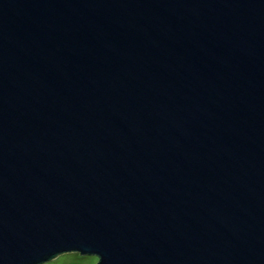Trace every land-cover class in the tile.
<instances>
[{
	"label": "water",
	"instance_id": "obj_1",
	"mask_svg": "<svg viewBox=\"0 0 264 264\" xmlns=\"http://www.w3.org/2000/svg\"><path fill=\"white\" fill-rule=\"evenodd\" d=\"M264 264V0H0V264Z\"/></svg>",
	"mask_w": 264,
	"mask_h": 264
},
{
	"label": "rangeland",
	"instance_id": "obj_2",
	"mask_svg": "<svg viewBox=\"0 0 264 264\" xmlns=\"http://www.w3.org/2000/svg\"><path fill=\"white\" fill-rule=\"evenodd\" d=\"M99 257L94 254H82L78 251H70L59 254L41 264H97Z\"/></svg>",
	"mask_w": 264,
	"mask_h": 264
}]
</instances>
